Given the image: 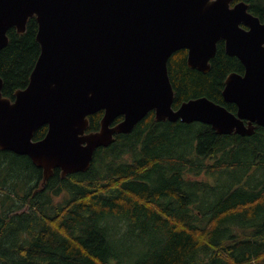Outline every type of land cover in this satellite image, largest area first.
I'll list each match as a JSON object with an SVG mask.
<instances>
[{
    "label": "trees",
    "instance_id": "trees-1",
    "mask_svg": "<svg viewBox=\"0 0 264 264\" xmlns=\"http://www.w3.org/2000/svg\"><path fill=\"white\" fill-rule=\"evenodd\" d=\"M245 1L264 21V0ZM38 27L35 16L23 34L12 27L0 50L3 94L12 99L41 53ZM187 55L180 49L168 62L174 108L205 95L236 112L223 89L244 64L225 41L207 73L189 67ZM103 114L89 116V131ZM230 168L255 182L231 189ZM0 264H264V127L223 135L201 122L156 121L152 110L98 148L88 171L63 178L56 169L47 181L29 156L0 150Z\"/></svg>",
    "mask_w": 264,
    "mask_h": 264
},
{
    "label": "water",
    "instance_id": "water-1",
    "mask_svg": "<svg viewBox=\"0 0 264 264\" xmlns=\"http://www.w3.org/2000/svg\"><path fill=\"white\" fill-rule=\"evenodd\" d=\"M0 0V50L8 31L38 21L41 53L25 88L3 94L0 150L29 156L43 180L88 171L99 147L129 134L152 110L156 121L211 125L219 134L264 127V21L245 0ZM245 73L231 72L223 96L237 112L203 95L174 108L168 62L187 49L189 67L210 70L218 42ZM104 110L100 128L89 115ZM123 118L115 122L117 118ZM42 139L34 133L43 125Z\"/></svg>",
    "mask_w": 264,
    "mask_h": 264
},
{
    "label": "rangeland",
    "instance_id": "rangeland-1",
    "mask_svg": "<svg viewBox=\"0 0 264 264\" xmlns=\"http://www.w3.org/2000/svg\"><path fill=\"white\" fill-rule=\"evenodd\" d=\"M229 171H230V174H232V176H234V182L230 187L231 189L234 187H239V186L245 184L246 181L249 184H253L255 182L256 177H255V175H250L248 173L249 170H247V171L242 170V169L234 170V169L230 168ZM217 174H219V173H216L214 176H212V181L216 180ZM224 175L226 176V173ZM259 178H261V177H259ZM227 181L232 182V180L230 178H228Z\"/></svg>",
    "mask_w": 264,
    "mask_h": 264
},
{
    "label": "flooded vegetation",
    "instance_id": "flooded-vegetation-1",
    "mask_svg": "<svg viewBox=\"0 0 264 264\" xmlns=\"http://www.w3.org/2000/svg\"><path fill=\"white\" fill-rule=\"evenodd\" d=\"M221 40H223V39H221ZM243 63V62H242ZM244 64V63H243ZM245 73V65H244V72L243 73H240V74H244ZM231 103H233V102H231ZM258 127V126H257ZM256 127V128H257Z\"/></svg>",
    "mask_w": 264,
    "mask_h": 264
}]
</instances>
